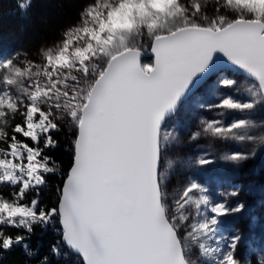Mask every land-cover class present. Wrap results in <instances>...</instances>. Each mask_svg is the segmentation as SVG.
I'll use <instances>...</instances> for the list:
<instances>
[{
  "label": "snow or ice",
  "instance_id": "snow-or-ice-1",
  "mask_svg": "<svg viewBox=\"0 0 264 264\" xmlns=\"http://www.w3.org/2000/svg\"><path fill=\"white\" fill-rule=\"evenodd\" d=\"M75 7L0 45V264H264V0Z\"/></svg>",
  "mask_w": 264,
  "mask_h": 264
},
{
  "label": "trees",
  "instance_id": "trees-1",
  "mask_svg": "<svg viewBox=\"0 0 264 264\" xmlns=\"http://www.w3.org/2000/svg\"><path fill=\"white\" fill-rule=\"evenodd\" d=\"M75 4L76 0H32V7L21 14L17 0H0V45L18 46L32 33H39L50 42L58 37L60 28L75 19ZM47 239L38 235L32 243L42 240L46 244Z\"/></svg>",
  "mask_w": 264,
  "mask_h": 264
},
{
  "label": "rangeland",
  "instance_id": "rangeland-1",
  "mask_svg": "<svg viewBox=\"0 0 264 264\" xmlns=\"http://www.w3.org/2000/svg\"><path fill=\"white\" fill-rule=\"evenodd\" d=\"M232 94L236 95L237 98H244L245 97L246 93L243 91V82H241V90H240V92H234ZM213 115H215V114H213V113H205L206 118L207 117H211ZM216 118L230 120V119L233 118V116L230 113H226L224 116H217ZM201 143H206V141H201ZM257 163H259V162H257ZM249 167H251V165H249ZM257 233H258V229H257Z\"/></svg>",
  "mask_w": 264,
  "mask_h": 264
}]
</instances>
